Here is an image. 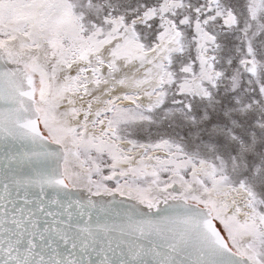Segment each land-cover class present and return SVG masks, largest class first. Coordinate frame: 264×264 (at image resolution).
I'll use <instances>...</instances> for the list:
<instances>
[{
	"label": "snow or ice",
	"instance_id": "snow-or-ice-1",
	"mask_svg": "<svg viewBox=\"0 0 264 264\" xmlns=\"http://www.w3.org/2000/svg\"><path fill=\"white\" fill-rule=\"evenodd\" d=\"M0 264H264V0H0Z\"/></svg>",
	"mask_w": 264,
	"mask_h": 264
}]
</instances>
